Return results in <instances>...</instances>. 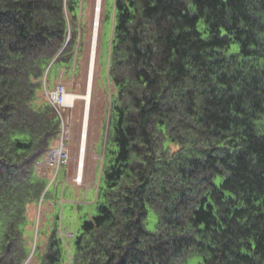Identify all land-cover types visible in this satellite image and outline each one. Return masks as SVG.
Segmentation results:
<instances>
[{"label": "trees", "instance_id": "trees-1", "mask_svg": "<svg viewBox=\"0 0 264 264\" xmlns=\"http://www.w3.org/2000/svg\"><path fill=\"white\" fill-rule=\"evenodd\" d=\"M83 3L0 0V264H264V0H115L97 212L28 230L61 132L39 93L76 64Z\"/></svg>", "mask_w": 264, "mask_h": 264}, {"label": "rangeland", "instance_id": "rangeland-1", "mask_svg": "<svg viewBox=\"0 0 264 264\" xmlns=\"http://www.w3.org/2000/svg\"><path fill=\"white\" fill-rule=\"evenodd\" d=\"M82 1L84 5L79 10L77 20L79 21L77 24V43L81 44V48L78 52L76 64L51 65L46 76V84L43 83L39 95L46 96L47 90L52 89L59 81L67 87L69 93L82 96L86 91L91 61L93 30L97 23L95 20L97 7L96 0ZM114 3L115 0H102L90 89V102L87 111L89 114L82 181L80 183L76 182L80 156V138L82 127L84 128L83 116L85 100L82 97H77L74 106L63 113L68 118V127H70L69 141L67 140L69 153L67 165H60L56 172V166H52L47 162L49 154L39 163L40 172L46 176L47 180L46 188L49 191L47 196L53 195L43 205L36 204L35 206L32 205L29 207L28 217L32 222L30 225L28 224L27 228L28 230H32L34 237H37V228L41 225L38 241L40 240L42 246L47 240V234H43L44 230L47 231V226L55 223L56 219L58 220L57 230L59 233L63 236L71 237L72 234L79 232L81 223L86 218L96 214L97 192L99 187L103 185L101 169L103 164L106 165L112 157V150L116 149V146L111 140L112 125L108 129L111 95L114 92V88L111 82H108L107 69ZM57 145L58 142L54 144L53 148ZM156 222V214L149 209L146 228L148 230H154ZM198 260V257H193L186 264H197Z\"/></svg>", "mask_w": 264, "mask_h": 264}, {"label": "built area", "instance_id": "built-area-1", "mask_svg": "<svg viewBox=\"0 0 264 264\" xmlns=\"http://www.w3.org/2000/svg\"><path fill=\"white\" fill-rule=\"evenodd\" d=\"M69 95V90L67 87L61 82H57L52 89L47 90L46 97L50 104L55 108L57 114L60 117L61 121V132L58 139V146L56 149L50 152L47 162L52 165L56 166V170L62 164H67L69 159L68 147H67V140L69 141V128L68 118L63 115L64 111L70 109L74 106L73 100L71 102L67 101V96ZM85 135L83 132L81 133V144L79 148V153H84L85 151V142H84ZM81 168V170H79ZM82 171L83 166L78 163V172H77V180L76 182L80 183L82 181Z\"/></svg>", "mask_w": 264, "mask_h": 264}, {"label": "bare ground", "instance_id": "bare-ground-1", "mask_svg": "<svg viewBox=\"0 0 264 264\" xmlns=\"http://www.w3.org/2000/svg\"><path fill=\"white\" fill-rule=\"evenodd\" d=\"M96 7L97 8H96V13H95V17H96L95 20L97 21V23H96L94 30H93L94 34H93V41H92V45H91V61H90L89 75H88V81H87V88H86L84 95H82V96H79V95L74 94V93H69V95L67 96L68 102L75 100V98H77V97H82L85 100L84 116H83L84 128L82 127L83 135H85L84 142H86V137H87L86 133H87V123H88V114H89V113H87V111H88L87 109L89 108L90 92H91L90 89H91V82H92L91 67H92V74H93V65H94V60H95V55H96L98 24H99V20H100L102 0H96ZM84 157H85V153H80L78 163H80V165H82V166L84 164ZM79 170H81V168H79Z\"/></svg>", "mask_w": 264, "mask_h": 264}, {"label": "water", "instance_id": "water-1", "mask_svg": "<svg viewBox=\"0 0 264 264\" xmlns=\"http://www.w3.org/2000/svg\"><path fill=\"white\" fill-rule=\"evenodd\" d=\"M91 77H92V67H91ZM32 251H33V247H32Z\"/></svg>", "mask_w": 264, "mask_h": 264}, {"label": "crops", "instance_id": "crops-1", "mask_svg": "<svg viewBox=\"0 0 264 264\" xmlns=\"http://www.w3.org/2000/svg\"><path fill=\"white\" fill-rule=\"evenodd\" d=\"M68 168V167H67Z\"/></svg>", "mask_w": 264, "mask_h": 264}]
</instances>
